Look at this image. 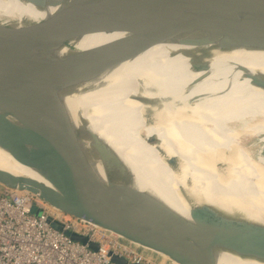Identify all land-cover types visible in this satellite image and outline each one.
<instances>
[{
	"label": "water",
	"instance_id": "95a60500",
	"mask_svg": "<svg viewBox=\"0 0 264 264\" xmlns=\"http://www.w3.org/2000/svg\"><path fill=\"white\" fill-rule=\"evenodd\" d=\"M29 1L38 7L57 4ZM90 31L118 36L87 49L59 51L68 39ZM158 43L264 48V0H72L37 22L0 23V147L45 181L0 169V185L28 191L178 264H221L216 250L264 261V224L208 202L192 205L184 217L152 191L138 188L128 165L85 119L82 129L71 122L63 99L69 88ZM194 69L205 71L209 64L202 60ZM251 79L264 88V75ZM82 134L101 174L82 147ZM147 140L157 143L152 135ZM166 162L175 166L177 158ZM66 233L96 248L86 236ZM111 260L126 264L116 255Z\"/></svg>",
	"mask_w": 264,
	"mask_h": 264
},
{
	"label": "bare ground",
	"instance_id": "6f19581e",
	"mask_svg": "<svg viewBox=\"0 0 264 264\" xmlns=\"http://www.w3.org/2000/svg\"><path fill=\"white\" fill-rule=\"evenodd\" d=\"M56 1L38 7L29 0H1L0 8L17 26L40 21L72 0ZM117 36L90 31L68 39L59 51L87 49ZM202 60L209 69H194ZM257 75H264V48L158 43L72 86L63 99L73 125L82 129L85 119L128 165L138 188L184 217L192 205L208 202L264 224V88L252 83ZM150 135L157 143L147 140ZM258 135L257 149L246 146V138ZM81 144L101 174L84 134ZM169 156L177 158L175 166L166 162ZM0 169L45 182L3 147ZM214 258L221 264H264L220 250Z\"/></svg>",
	"mask_w": 264,
	"mask_h": 264
},
{
	"label": "built area",
	"instance_id": "2783aa9c",
	"mask_svg": "<svg viewBox=\"0 0 264 264\" xmlns=\"http://www.w3.org/2000/svg\"><path fill=\"white\" fill-rule=\"evenodd\" d=\"M66 231L86 236L96 248ZM111 255L126 264H165L155 251L64 213L28 191L0 185V264H116Z\"/></svg>",
	"mask_w": 264,
	"mask_h": 264
},
{
	"label": "rangeland",
	"instance_id": "374dc122",
	"mask_svg": "<svg viewBox=\"0 0 264 264\" xmlns=\"http://www.w3.org/2000/svg\"><path fill=\"white\" fill-rule=\"evenodd\" d=\"M2 1H4V0H2ZM0 19L3 20L5 22V24H7V25H10V23H12V21H13V17L11 16V14L5 12L3 8H0ZM259 136H261V135L251 136V137L246 138V140H245L246 146H248L250 149H251V147H254L257 149L256 146H253V143L255 142V140ZM263 144H264V141H263ZM161 257L164 259L165 264H173V262L170 259H168L166 256H161Z\"/></svg>",
	"mask_w": 264,
	"mask_h": 264
}]
</instances>
